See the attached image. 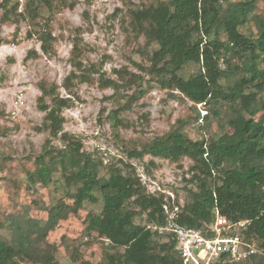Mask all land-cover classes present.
<instances>
[{
    "label": "trees",
    "instance_id": "obj_1",
    "mask_svg": "<svg viewBox=\"0 0 264 264\" xmlns=\"http://www.w3.org/2000/svg\"><path fill=\"white\" fill-rule=\"evenodd\" d=\"M154 1L128 11L135 36L144 38L145 47L158 48L149 57L148 84L154 82L171 98L189 102L195 122L199 118L196 105L205 103L206 115L197 125L201 136L191 139L176 127L127 153L129 161L142 162L148 157L147 163L136 166L119 161L124 170L112 165L108 174L102 175L101 161L83 151L79 138L63 131L62 110L69 107L70 100L59 97L55 83L41 86L36 103L44 113L42 126L47 138L43 152L33 161L34 169L26 171L25 187H48L62 181L68 190L65 199L71 204L57 200L45 209L43 224L26 215L0 223V264H57L55 246L47 244L46 237L59 222L99 198L100 213H90L84 221L86 235L94 234L96 240L106 243H102L98 264H180L174 240L146 228L165 221L163 196L149 195L137 177L140 167L150 175L155 159L179 167L183 159L191 164L185 182L192 189L187 190L188 198L182 203L179 225L199 229L214 219L215 210L230 222L249 221L245 237L255 241L261 254L242 264H264V101L260 99L264 93V9L255 13L257 3L264 4V0ZM41 5L49 6L48 0L27 2L25 10L31 21L38 17ZM17 7L11 0H2L0 8L5 12L0 23L9 22L8 13ZM243 29H249L247 34ZM53 41L48 29L41 32L44 54L50 52ZM72 62L80 71L81 63L74 57ZM188 64L198 70L185 78L181 72ZM71 76L77 78L74 73ZM121 81L128 83L119 77L100 81V87L116 91ZM131 81L130 86L136 85L137 80ZM63 87L69 89L66 82ZM134 100L136 97L130 104ZM122 110L111 114L113 128H128L120 119ZM224 110H229V116L221 127L223 132L206 138L203 130L209 120L218 119ZM52 141L62 148L54 147ZM137 218H144L142 225L135 223ZM5 225L10 236L1 233ZM73 263L91 264L75 256Z\"/></svg>",
    "mask_w": 264,
    "mask_h": 264
},
{
    "label": "rangeland",
    "instance_id": "obj_2",
    "mask_svg": "<svg viewBox=\"0 0 264 264\" xmlns=\"http://www.w3.org/2000/svg\"><path fill=\"white\" fill-rule=\"evenodd\" d=\"M28 1L11 0L17 3V10L8 13L9 22L0 23L1 224L20 215L43 224L47 219L45 209L57 200L71 204L65 199L68 190L62 181L48 187H25L26 171L34 169L33 161L43 152L47 138L42 126L44 113L36 103L43 85L55 83L59 97L70 100L69 107L62 110L63 131L79 138L83 151L101 161L102 175H107L112 165L124 170L119 161L136 166L147 163L148 157L142 162L129 161L127 153L176 127L191 139L201 136L189 102L171 98L154 82L148 84L149 57L158 48L145 47L144 38L135 36L128 11L148 6L154 0H48L49 6L41 5L34 21L25 10ZM263 9L259 1L255 13ZM4 12L0 8V16ZM46 29L54 38L48 54L42 52L39 42ZM248 30L243 29L245 34ZM73 57L81 63L80 71L73 68ZM197 70L198 66L188 64L181 75L186 78ZM119 77L126 78L129 84L121 81L116 91L100 87V81ZM82 79L87 82L82 83ZM131 80H137L136 85L130 86ZM65 82L68 90L63 87ZM133 97L136 100L130 104ZM260 99L264 101V93ZM127 105L129 108H125ZM117 109H123L120 119L128 128L112 127L110 117ZM228 116L229 110H224L218 119H210L203 130L206 138L220 135ZM52 145L62 148L57 141ZM154 163L150 176L164 183L184 203L187 190L192 189L185 182L190 177V162L183 159L181 167L166 160L155 159ZM101 209L100 198L95 204L85 203L76 215H69L48 234L45 242L55 246L57 264H74L73 256L91 264L100 262L102 243H106L96 240L94 234L87 236L84 221L88 214H98ZM143 221L137 218L135 223L142 225ZM6 225L1 233L10 236ZM40 246L45 248L46 244Z\"/></svg>",
    "mask_w": 264,
    "mask_h": 264
},
{
    "label": "built area",
    "instance_id": "obj_3",
    "mask_svg": "<svg viewBox=\"0 0 264 264\" xmlns=\"http://www.w3.org/2000/svg\"><path fill=\"white\" fill-rule=\"evenodd\" d=\"M204 105H196L199 112L197 125L202 124L206 115ZM137 177L149 195L163 196L164 224L146 228L159 237L174 240L180 264H242L261 254L255 241L245 237L249 221L230 222L215 210L214 219L203 227H183L177 222L182 202H177L174 192L141 167L137 169Z\"/></svg>",
    "mask_w": 264,
    "mask_h": 264
}]
</instances>
